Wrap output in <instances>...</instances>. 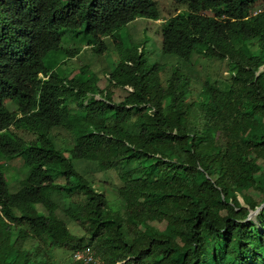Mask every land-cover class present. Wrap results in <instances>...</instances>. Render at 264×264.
I'll return each instance as SVG.
<instances>
[{
  "label": "trees",
  "instance_id": "1",
  "mask_svg": "<svg viewBox=\"0 0 264 264\" xmlns=\"http://www.w3.org/2000/svg\"><path fill=\"white\" fill-rule=\"evenodd\" d=\"M168 1L182 10L160 23V53L225 62L223 84L194 94L177 67L161 84V66L122 46L121 27L159 20L154 0H0V157L28 178L10 192L0 164V264L84 248L87 264H264V205L247 219L264 203V0L256 15L258 0ZM63 33L97 55L111 37L118 76L101 89L51 69L79 52ZM80 162L110 181L112 202Z\"/></svg>",
  "mask_w": 264,
  "mask_h": 264
},
{
  "label": "rangeland",
  "instance_id": "2",
  "mask_svg": "<svg viewBox=\"0 0 264 264\" xmlns=\"http://www.w3.org/2000/svg\"><path fill=\"white\" fill-rule=\"evenodd\" d=\"M154 3L159 11V20L153 22L146 19H137L121 27L117 35L122 46L126 48H137L142 51V57L148 65L158 64L161 66V71L159 72L161 84H164V81L170 76L171 71L176 67L180 73L188 76L190 88L194 94L200 92L201 84L205 80L223 84L222 81L228 72L225 62L209 61L202 57L193 56L189 64L185 65L173 55H163L160 53L159 25L163 19L181 11L182 8L172 5L168 0H154ZM254 6L255 8L262 9V1L258 0ZM79 38V34L72 35L63 33L60 36V46L63 48L78 49V54L72 59L66 60L63 65H58L59 62L64 60L63 56H58L56 59L49 58L47 64L58 74L64 73L66 75L68 73L67 76L69 77L72 76L78 80L86 79L87 85L96 83L102 89L107 84L106 76L110 74L116 77L120 71L114 47L115 41L111 37L104 38L103 44L105 51L97 55L90 48L82 46ZM79 72L83 73L80 74ZM108 89L112 93H115L113 88L109 87ZM94 98L97 99L98 97L95 96ZM4 103L9 111H14V107L10 102L5 100ZM10 131L22 138L29 145L33 143V137L24 130L10 128ZM51 134L57 146L61 147L71 144V137L65 131L55 129ZM0 164L3 166L4 180L10 192L17 188V180H28L26 171L19 159L6 161L0 157ZM75 168L79 174L91 181L93 188L102 192L109 202L115 199V193L111 188L110 181L107 178L104 179L102 174L96 172L90 164L85 162L76 163ZM64 199L66 201L69 199V196L65 195ZM255 223L258 225V221H255ZM53 256L58 260V264H61L62 261L69 258L70 253L58 250L54 252Z\"/></svg>",
  "mask_w": 264,
  "mask_h": 264
},
{
  "label": "built area",
  "instance_id": "3",
  "mask_svg": "<svg viewBox=\"0 0 264 264\" xmlns=\"http://www.w3.org/2000/svg\"><path fill=\"white\" fill-rule=\"evenodd\" d=\"M255 13H259V10H257ZM70 257L73 261H81L85 264L95 262L92 253L89 251L88 248L76 250L70 254Z\"/></svg>",
  "mask_w": 264,
  "mask_h": 264
},
{
  "label": "water",
  "instance_id": "4",
  "mask_svg": "<svg viewBox=\"0 0 264 264\" xmlns=\"http://www.w3.org/2000/svg\"><path fill=\"white\" fill-rule=\"evenodd\" d=\"M263 205H264V203H263V204H262L257 210H255V211L249 213L248 216H247V219H250L252 216H254V215L257 213V211H258Z\"/></svg>",
  "mask_w": 264,
  "mask_h": 264
},
{
  "label": "clouds",
  "instance_id": "5",
  "mask_svg": "<svg viewBox=\"0 0 264 264\" xmlns=\"http://www.w3.org/2000/svg\"><path fill=\"white\" fill-rule=\"evenodd\" d=\"M257 10H259V12H260L262 9H261V10H260V9H257ZM257 10H256V11H257ZM256 11L252 12L251 15H256V14H257V13H255ZM253 13H255V14H253ZM154 22H155V21H154ZM161 22H162V21H161Z\"/></svg>",
  "mask_w": 264,
  "mask_h": 264
}]
</instances>
